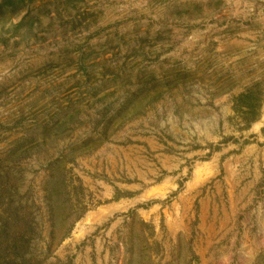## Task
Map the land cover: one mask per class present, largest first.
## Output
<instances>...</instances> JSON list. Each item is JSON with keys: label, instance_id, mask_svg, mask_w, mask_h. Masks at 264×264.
<instances>
[{"label": "rangeland", "instance_id": "rangeland-1", "mask_svg": "<svg viewBox=\"0 0 264 264\" xmlns=\"http://www.w3.org/2000/svg\"><path fill=\"white\" fill-rule=\"evenodd\" d=\"M0 264H264V0H0Z\"/></svg>", "mask_w": 264, "mask_h": 264}]
</instances>
